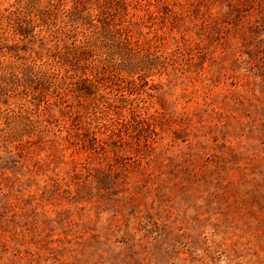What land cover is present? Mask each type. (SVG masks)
Returning <instances> with one entry per match:
<instances>
[{"label":"rangeland","instance_id":"rangeland-1","mask_svg":"<svg viewBox=\"0 0 264 264\" xmlns=\"http://www.w3.org/2000/svg\"><path fill=\"white\" fill-rule=\"evenodd\" d=\"M126 1L132 42L170 55L145 92L0 98V264H264V0ZM25 109L48 130L2 143Z\"/></svg>","mask_w":264,"mask_h":264},{"label":"trees","instance_id":"trees-1","mask_svg":"<svg viewBox=\"0 0 264 264\" xmlns=\"http://www.w3.org/2000/svg\"><path fill=\"white\" fill-rule=\"evenodd\" d=\"M89 1L75 0L67 9L64 0H14L0 12V98L23 93L39 108L50 94L58 97V90H67L90 101L96 113L101 101L94 99L107 85L116 92L139 95L145 92L148 79L167 70L170 55L138 47L130 29L118 23L128 15V1L93 0L94 15L84 16L81 8ZM46 35L57 46L62 43L58 51L33 60L19 56V43L33 40L42 46ZM105 95L107 109L117 111L115 102ZM19 117L24 121L22 127L1 129L2 143H18L31 131L48 130L26 109Z\"/></svg>","mask_w":264,"mask_h":264}]
</instances>
